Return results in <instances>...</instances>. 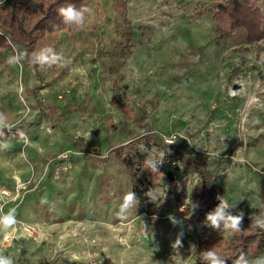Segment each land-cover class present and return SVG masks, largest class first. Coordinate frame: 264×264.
<instances>
[{"label":"rangeland","instance_id":"obj_1","mask_svg":"<svg viewBox=\"0 0 264 264\" xmlns=\"http://www.w3.org/2000/svg\"><path fill=\"white\" fill-rule=\"evenodd\" d=\"M199 1L86 0L93 11L83 28L36 46L53 47L62 64L10 65L17 50L0 51V113L11 126L0 142V190L30 180L33 194L16 209L32 232L16 223L6 246L0 232V251L16 264H195L193 247L213 233L203 221L217 195L236 203L230 211L256 213L264 45L216 38L209 15L196 13ZM257 5L264 14V0ZM146 130L162 138L179 134L181 152L212 174L214 202L195 198L200 178L192 173L185 187L160 180L154 196L165 201L161 215L138 206L119 211L130 191L125 170L116 157L78 152L73 141L84 136L106 154ZM150 140L139 141L138 153L159 157ZM68 153L73 160L48 172L49 160ZM15 196L16 190L4 196L5 211ZM169 216L182 223L173 225ZM180 232L178 255L171 244Z\"/></svg>","mask_w":264,"mask_h":264},{"label":"trees","instance_id":"obj_2","mask_svg":"<svg viewBox=\"0 0 264 264\" xmlns=\"http://www.w3.org/2000/svg\"><path fill=\"white\" fill-rule=\"evenodd\" d=\"M67 4L80 7L86 6L87 2L86 0H40L39 4H33L32 0H1L0 51L2 49L27 51L30 57L37 44L47 36H57L63 32L72 34L77 27L65 24L57 12L59 7ZM196 8L197 14L206 12L209 15L215 26L216 38L235 37L239 38L243 44H252L259 48L260 44L264 45V14L257 5V0H200ZM212 115L213 113H211V118ZM153 133L151 130H146L140 136H134L129 140L112 145L106 154L103 153L100 144L81 135L75 137L73 144L78 148V152L82 151L88 156L94 155L101 161L116 157L119 165L127 174L129 190L135 192L139 200L137 206L149 214L161 215L163 213L165 201L154 196V190L159 187L162 178L168 183L185 187L190 180V175L198 173L200 179L193 186L195 198L197 200L212 198L216 192L212 174L204 169L201 162L194 161L181 152L177 144L179 138L174 143L168 144L159 134ZM5 136L4 130L0 134V142ZM142 138L151 139L149 145L157 146L164 153L159 171L149 172L144 168L145 161L152 156L138 153V144ZM25 146L26 144L22 143V147L25 148ZM65 160H73L72 155L68 153L65 158L54 156L48 161L49 163L47 162L48 172L53 171L59 163ZM258 187L259 201H264V170L258 171ZM14 189V186L9 187L11 191ZM149 190H151L153 200L147 195ZM28 191L27 187L21 190L20 198L14 203L15 210L22 202L29 200V195H33ZM211 200L213 201V198ZM213 204L209 211L216 206L215 202ZM238 212L240 211H232L233 214ZM251 216L243 212L241 228L244 231L242 233L233 234L210 227L213 233L197 246L195 264H201L199 259L201 251L211 247L221 256L229 258L226 264H231V259L241 252L249 257L263 253L264 231L251 225ZM16 219H19L17 213ZM38 264L45 263L40 261Z\"/></svg>","mask_w":264,"mask_h":264},{"label":"clouds","instance_id":"obj_3","mask_svg":"<svg viewBox=\"0 0 264 264\" xmlns=\"http://www.w3.org/2000/svg\"><path fill=\"white\" fill-rule=\"evenodd\" d=\"M32 3L39 4L40 0H32ZM92 11L93 10L89 7H77L74 4H67L57 9L59 16L65 24L73 25L78 29H81L85 26L86 14H91ZM26 59H30L31 63L34 66H37L40 69H44L45 67H52L54 65L62 64L65 60V57L62 54L58 53L53 47L44 46L33 50L30 54V57L27 51L20 52L19 50H17L12 56L8 58V63L10 65H16L22 63ZM10 127L11 126L7 123L6 116L3 113H0V134H2L4 130L9 129ZM163 157L164 153H161L159 155V158L152 157L150 159H147L145 161L144 168L149 172L153 170L159 171V165L163 162ZM241 163H243V161H241ZM150 193L151 190L148 191L147 195L152 199ZM216 199L218 200V204L213 209L205 213V218L203 221L204 226L211 227L212 229L218 231L223 230L225 232H230L233 234L242 233L244 231L241 228L243 222V212L240 211L236 214H233L230 209H234L236 207V203L230 204L223 195H217ZM138 203L139 200L135 192L131 190L127 191L121 198L119 211L121 213H126L131 209H135ZM192 207L193 210H195L198 205L193 204ZM251 207H256L258 209V212L252 214V216L250 217L251 225L259 230L264 231V201H257V203L252 205ZM181 211H183V208L181 209ZM169 220L173 225L182 223L174 216H169ZM16 223L17 219L15 208H11L7 212H4L3 208H0V232H7L13 229ZM182 236L183 232L178 233L177 237L171 244V247L178 255H180L178 249L183 246ZM196 251L197 250L194 246L193 252ZM199 259L201 264H226V261L229 258L221 256L217 253L216 250L211 247L202 250ZM0 264H16V262L13 257L5 255L2 251H0ZM231 264H264V254L249 257L244 252H241L235 258L231 259Z\"/></svg>","mask_w":264,"mask_h":264},{"label":"built area","instance_id":"obj_4","mask_svg":"<svg viewBox=\"0 0 264 264\" xmlns=\"http://www.w3.org/2000/svg\"><path fill=\"white\" fill-rule=\"evenodd\" d=\"M179 137H180V136H179V134H178L177 132H172V133H170V134L163 135V138H162V139H163V141H164L165 143L172 144V143H174ZM26 185H27V182H23V183H21V184H19V185H16V187H15V189H14V190H16V196H15V198H14L15 201L18 200V199L20 198V194H21V193H19V192H20L21 190H24V189L26 188ZM9 192L12 193L13 191H11V190H9V189H7V188H2V189L0 190V208H3V211H4V212H7V211H8V210L5 211V208H4L5 203H6V200H4V196L8 195ZM13 207H14V204H13V206H12L11 208H13ZM18 222H20V224H19V228H21V229L24 230L25 232H29V233L32 232V226H30V224L25 223V222H23V221L17 219V224H18ZM15 228H16V227H15ZM14 237H15V231H14V229L9 230V231L3 233V235H2V239H1V240H2V245H3V246L9 245V244L12 242V240L14 239Z\"/></svg>","mask_w":264,"mask_h":264},{"label":"crops","instance_id":"obj_5","mask_svg":"<svg viewBox=\"0 0 264 264\" xmlns=\"http://www.w3.org/2000/svg\"><path fill=\"white\" fill-rule=\"evenodd\" d=\"M4 208H5V206H4ZM5 209H7V208H5Z\"/></svg>","mask_w":264,"mask_h":264}]
</instances>
